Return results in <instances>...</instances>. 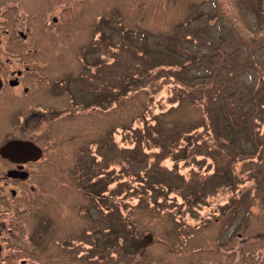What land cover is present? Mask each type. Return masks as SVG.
Returning a JSON list of instances; mask_svg holds the SVG:
<instances>
[{
	"label": "rangeland",
	"instance_id": "1",
	"mask_svg": "<svg viewBox=\"0 0 264 264\" xmlns=\"http://www.w3.org/2000/svg\"><path fill=\"white\" fill-rule=\"evenodd\" d=\"M29 2L41 16L31 24L46 22L76 56L59 71L88 75L96 60L107 73L94 85L111 92L86 128L108 132L90 208L46 195L79 231L63 264H264V0ZM89 212L110 228L92 247ZM18 248L4 253L32 257Z\"/></svg>",
	"mask_w": 264,
	"mask_h": 264
},
{
	"label": "flooded vegetation",
	"instance_id": "2",
	"mask_svg": "<svg viewBox=\"0 0 264 264\" xmlns=\"http://www.w3.org/2000/svg\"><path fill=\"white\" fill-rule=\"evenodd\" d=\"M29 3L0 0V264H63L79 242L76 219L69 225L62 214L64 200L70 197L76 211L80 196L91 206L94 170L107 156L108 132L100 137L86 128L95 113L108 111L111 92L108 84L94 85L97 76L107 73H96L94 65L102 66L96 60L88 66L96 76L59 71L72 67L75 54L61 45L57 32L47 30L46 22L31 24L41 16L31 15ZM89 52L94 54L93 48L83 55ZM76 114L82 116L81 128L69 122ZM55 190L64 200L53 205L46 195ZM102 216L97 229L90 212L85 217L90 221L86 244L96 242L94 231L108 236L109 221ZM118 243L122 246V235ZM12 247L32 257L17 261L4 253Z\"/></svg>",
	"mask_w": 264,
	"mask_h": 264
},
{
	"label": "water",
	"instance_id": "3",
	"mask_svg": "<svg viewBox=\"0 0 264 264\" xmlns=\"http://www.w3.org/2000/svg\"><path fill=\"white\" fill-rule=\"evenodd\" d=\"M152 241V235L151 234H147L145 237H144V240L138 244L136 246L137 249H139L141 246H146L148 245L150 242Z\"/></svg>",
	"mask_w": 264,
	"mask_h": 264
}]
</instances>
